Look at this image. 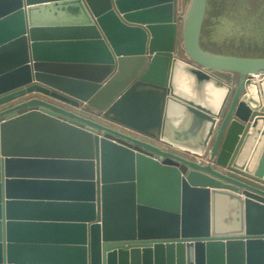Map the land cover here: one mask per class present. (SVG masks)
I'll list each match as a JSON object with an SVG mask.
<instances>
[{
	"label": "water",
	"instance_id": "1",
	"mask_svg": "<svg viewBox=\"0 0 264 264\" xmlns=\"http://www.w3.org/2000/svg\"><path fill=\"white\" fill-rule=\"evenodd\" d=\"M207 3L183 58L176 0H0V264H264V56Z\"/></svg>",
	"mask_w": 264,
	"mask_h": 264
},
{
	"label": "rangeland",
	"instance_id": "2",
	"mask_svg": "<svg viewBox=\"0 0 264 264\" xmlns=\"http://www.w3.org/2000/svg\"><path fill=\"white\" fill-rule=\"evenodd\" d=\"M201 45L217 53L263 56L264 0H208Z\"/></svg>",
	"mask_w": 264,
	"mask_h": 264
},
{
	"label": "crops",
	"instance_id": "3",
	"mask_svg": "<svg viewBox=\"0 0 264 264\" xmlns=\"http://www.w3.org/2000/svg\"><path fill=\"white\" fill-rule=\"evenodd\" d=\"M187 4H188V1H186V0H176V6H175V11L177 13V19H178V22H179V35L177 37V51H176L177 53L176 54H178L179 56H181L183 58L186 56V54H185L184 50L182 49V38H181L180 25H181V21H182V14L185 12V10L187 8ZM235 75H239V74H235ZM235 75L232 76V73H227V72H224V73L220 72L219 73V76L221 78H223L224 80H228L230 83H233L232 79H233V77H235ZM238 81H239V79H238ZM238 81L233 83L235 85V87L237 86ZM146 103L144 105L145 109L151 104V101L147 100ZM144 121L146 122V120H144ZM176 128H179V127H176ZM129 131H133V130H129ZM132 133H134V135H136V136L144 137L145 139H146V137H149V135H146L145 133L140 132V131H133ZM150 140L155 142V143H157V144H160V145H162L164 147L168 146L170 148H173L172 145L165 144L164 142H161L157 138H150ZM176 149H178L179 152L185 154V152H182V150H180L179 148H176Z\"/></svg>",
	"mask_w": 264,
	"mask_h": 264
},
{
	"label": "flooded vegetation",
	"instance_id": "4",
	"mask_svg": "<svg viewBox=\"0 0 264 264\" xmlns=\"http://www.w3.org/2000/svg\"><path fill=\"white\" fill-rule=\"evenodd\" d=\"M50 100H53V99H50Z\"/></svg>",
	"mask_w": 264,
	"mask_h": 264
},
{
	"label": "trees",
	"instance_id": "5",
	"mask_svg": "<svg viewBox=\"0 0 264 264\" xmlns=\"http://www.w3.org/2000/svg\"><path fill=\"white\" fill-rule=\"evenodd\" d=\"M261 56V55H260ZM264 56V55H263Z\"/></svg>",
	"mask_w": 264,
	"mask_h": 264
}]
</instances>
